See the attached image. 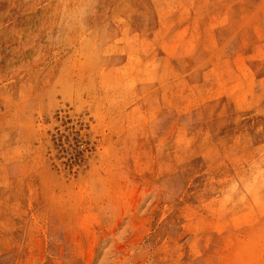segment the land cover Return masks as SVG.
Wrapping results in <instances>:
<instances>
[{
    "label": "rangeland",
    "instance_id": "obj_1",
    "mask_svg": "<svg viewBox=\"0 0 264 264\" xmlns=\"http://www.w3.org/2000/svg\"><path fill=\"white\" fill-rule=\"evenodd\" d=\"M0 264H264V0H0Z\"/></svg>",
    "mask_w": 264,
    "mask_h": 264
}]
</instances>
